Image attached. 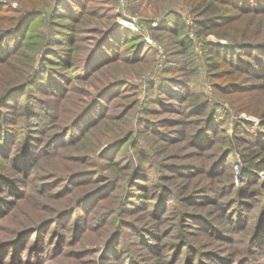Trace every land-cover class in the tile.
<instances>
[{"label":"rangeland","instance_id":"rangeland-1","mask_svg":"<svg viewBox=\"0 0 264 264\" xmlns=\"http://www.w3.org/2000/svg\"><path fill=\"white\" fill-rule=\"evenodd\" d=\"M47 2L0 0V31L15 26L18 23L15 17L26 13L28 8L43 10L40 19L31 17L23 27L24 34L28 24L36 23L29 42L27 36V44L20 52L0 61V95H4L12 85L28 81L33 67H38L44 49L49 45L47 43L54 36V30L61 28L57 22H51L53 0L45 4ZM91 3V10L79 23L78 31L74 32L78 39L70 54L77 65L88 56L85 48L95 46L102 31L109 26L137 32L151 51L147 50L139 59V56L134 57L133 47L125 46L119 58L96 72L66 75V79H71L65 95L22 89L13 93L7 106L2 108L0 120L7 113L5 116L9 120L6 122L10 128L14 127L13 132L17 133L18 139L23 138L22 134L28 127L29 114L33 115L34 123L29 128L34 132L33 128L44 127L48 134L43 132L39 137L46 141L73 122L82 109L91 106L99 90L108 82L120 80L125 83L123 88L116 90L119 92L117 98L110 104L106 102L105 111H99L96 119L101 111L106 115L96 120L86 135L80 136L82 131H77L75 136L79 138L53 149L56 151L45 156L40 168L35 167L29 172L27 183L17 184L26 191L22 198L2 189L12 178L21 184L25 176L22 175L23 170L10 166L12 157L0 155V194L13 198L15 203H12L8 215L0 219V240L17 238L22 232L18 240L20 247L15 248L11 243L0 248L1 252L8 253L5 262L11 261L9 251L15 250L16 255H21L16 260L23 263L28 257V262L33 264L41 252L47 254L42 257L45 264H161L159 259H165L167 264H185L187 246L182 248L176 260L177 255L172 254L180 251L178 235H184L200 250L226 257L225 262L219 260L217 264H264V251L261 253V250L246 256L237 254L234 261L230 255L231 251L242 247H252L255 251L263 246L264 250V243L258 244L260 240L264 241V185L261 186L264 151L257 149L254 153V159L262 169L250 180L251 169L246 168L239 152L244 149V144H238L234 127L242 119L258 125L264 123V81L226 63H222L218 70H211L214 60L207 58L202 42L228 44L229 39L214 33L199 34L196 26L199 11L193 0H92ZM171 12L180 14L194 40L198 74H193V70L166 71L170 62L180 55L170 30L161 28ZM228 14L233 19L234 34H241L240 38L258 37L264 41V13L242 14L230 10ZM131 24L138 30L131 28ZM254 30L262 32L254 37ZM56 44L53 42L51 45L54 47ZM29 54L34 55V66L26 69ZM177 75L184 82H189L193 91L202 89L204 98L211 104H218L219 108L225 107L228 111L227 116L220 118V129L210 131L214 139L204 153L196 145L192 133L203 125L207 113H200L188 105L179 112L178 108L173 109L174 104H170V98L166 96L169 93L165 91L163 97H159L161 79ZM197 76L201 78V85L194 82ZM228 82L242 86H225ZM39 99L45 101L38 103ZM237 135L252 137L245 132ZM121 138L123 141H118ZM7 140L10 141L9 137ZM219 156L222 160L228 158V165L211 173V162ZM140 163H143L142 169H136ZM91 172L103 177L95 180L94 177L84 178L83 175ZM72 175L79 180L65 188ZM107 179H113L115 187L112 191L106 187L97 199L90 201L89 206L101 196L99 206L90 216L83 208L75 213L72 220L74 215L71 212L58 215L80 199L85 187H101ZM207 185L211 186L213 202H204V197L193 195L205 190ZM239 186L244 191L239 192ZM190 213L205 215L216 225L228 229L221 234L209 235L206 230L187 224L191 222ZM180 218L184 219L180 222ZM49 219L58 220V225L48 228L45 224L37 231L26 230ZM238 220L242 221L241 228ZM242 226L248 230L244 237L250 235L252 238L251 245L246 238L245 244H241L242 238L239 237L245 230ZM38 231V238L37 234L32 235ZM153 243L155 245L149 248L148 244ZM207 256V263L211 264L212 260Z\"/></svg>","mask_w":264,"mask_h":264},{"label":"trees","instance_id":"trees-1","mask_svg":"<svg viewBox=\"0 0 264 264\" xmlns=\"http://www.w3.org/2000/svg\"><path fill=\"white\" fill-rule=\"evenodd\" d=\"M47 1L48 2L45 4L50 3L49 0ZM91 2L92 0H53L51 4L52 13L50 14L51 22H53L54 24L55 22H57V24H59L61 28L54 30V36L50 38L49 42L47 43L49 45H46L47 47L44 49L43 56L40 58L38 67H33V73H30L31 75H29L30 77L28 81L18 85H12V87L7 88L4 95H0V113L2 112V108L7 106L8 100L12 96V94L15 92L17 93L22 89L24 91H26V89H28V91L34 89L46 94H56V96L65 95L70 83L69 78L71 79V77H68L66 79V75L73 76L74 72H77V75L91 74L93 71L96 72L102 67L111 64L117 58H119L125 50V46L129 45L130 47L128 48L133 47L132 50H134V53L136 51L138 52L137 55H135L134 53L133 55L134 57L139 56V59H141L140 57L143 56L144 52H146L147 50L151 51L150 46L147 45L146 41L142 39V37L137 32L131 31L127 28L122 29L121 27L113 28L112 26H109L107 29H104L102 31L103 34L97 41V43L94 44L95 46H93L91 49L85 48L84 52L86 51L89 53L88 56L85 57V60L82 61V64L77 65L76 62L72 61L73 55L70 54V50L73 49L74 43L77 42L78 39L77 35L75 36L74 32L78 31L79 23L84 21L83 18L91 10ZM195 2V8L197 11H199V18L197 19L196 24L199 34L206 35L214 33L218 37H226L229 39L228 44H214L208 40H204L202 42V49H204L207 53V58H211L214 60L211 70H218L222 66V63H226L228 66H233L237 69H240L241 71H245L251 77L262 79V81H264V41L259 40L257 37V34L261 33L262 31L256 32L254 30L255 33L253 35L257 38L247 39L246 36L240 38L241 34L238 35L233 33V19L231 15L228 14V11L230 10H236L238 11V13L242 14H263L264 0H193V3ZM42 14V9L38 10L36 8H28V11H26V13H21L19 16L15 17V20L18 22L15 26L0 31V61H6L10 56H12L13 53H17L22 50L24 45L27 44V36L29 42V37L34 34L36 23L33 22L32 25L28 24V27L26 28V32H24V34L22 31L23 27H25V24L27 23V21L29 22L31 17L40 19ZM57 19H61L62 21H58ZM164 22L165 23L161 25V28L170 30V34L173 37L172 40L174 44L178 46V51L180 53L179 58L174 60L172 63L170 62V64L168 65L169 67L166 69V71L177 72L180 70H193V74H198V63L196 58V51L194 48V40L190 36L189 31L186 29L182 17L179 13L171 12L166 17ZM53 42L57 43V46L53 47L51 45ZM77 46L79 47V45ZM245 54L249 57L244 56ZM29 56V62H27L26 69H28V66H30V68L34 66V55L29 54ZM25 73L26 71L24 72V74ZM194 82L198 85H201L202 83L199 76L194 79ZM188 83L189 82H184V80L178 78V75L175 77L165 76L159 83L161 84V86H159V88L161 89L158 90V92H160L159 97L162 98L163 94H165L164 92L166 91V93H169V95L166 96L167 98H170V104H174L173 109L178 108L179 112H181V108H186L188 105L194 109H198V112L200 113H207V117L203 120V125L192 133L193 140L195 141L198 148H200L202 153H204L211 146L212 139H214L210 135V131H212L213 128L216 129V131L220 129V118L221 116H227L228 111L225 107L219 108L218 104H211L210 100L204 98L202 89L198 92H195L190 88ZM239 84L228 82L225 86L241 87L242 84ZM124 85L125 83L120 80L108 82L99 90L96 95L97 97L92 100L91 106L87 107L86 109H82V111L76 115L73 122H71L69 125L64 126L62 131L53 134L51 138L46 141H41L39 137V134L46 132L43 129L44 127L33 128L34 132L29 128V125L31 126V124H34L32 122L33 115H27L25 111V115H27L28 117V127H26V131H24V133L22 134L24 135L23 138L21 137L20 139H18L17 133L15 134L13 132L14 127L10 128V125H8L6 122L7 120H9L5 116L7 113H3L4 117L2 120H0V155L6 158L12 157L13 160L11 161L10 166L17 168L18 170H23L22 175L25 176V179L21 180L20 184V181L12 178L10 179V181L8 180V183H6V185H4L2 189L6 190L16 198H22L26 191L19 188L18 185H22V183L24 184L28 182L26 178H29V172H31L35 167L40 168L41 164H43L45 156L50 155L51 153L56 151L53 149L58 147L60 148L61 145L67 144L71 141L74 142L80 136L86 135V131L90 127H92V125H94L96 120L106 115V112H103L105 111L104 108L107 106L106 102H109L110 104L113 100H115V98H117V96L119 95V92L117 93L116 90H118V88H123ZM43 101L45 100L39 99L38 103H43ZM92 109L94 110V113H91V111H93ZM100 110H103L101 111L102 114L97 117L98 119H96V116ZM240 124H243L244 127H239ZM234 127L235 136H238V144H244V149H241L239 152L242 156L244 164L246 165V168L251 169L250 180H252L257 175L258 170L262 169V167L260 168V166L258 165L259 163L257 164V161L254 159V153L257 152V149H259L260 151H264V123L258 125L255 124L254 121L242 119L237 121ZM77 131H82L79 137L75 136ZM242 132L251 134L252 137L247 138L237 135L241 134ZM46 134H48V132H46ZM8 137L10 141L7 140ZM118 141H123V139H118ZM239 141H242V143ZM3 146L6 148H4ZM221 158L222 156H219L217 159L211 162V173H214L216 169L225 168L226 165H228V158H225L224 160H222ZM142 164L143 163L137 164L136 169H142ZM75 175H72L67 180L68 182L65 188L70 187V185L74 181L79 180V177L73 178ZM83 176L84 178L94 177V180L95 178L101 179V177H103L102 175L94 172ZM112 180L107 179L105 185L94 189H86L85 187V191L82 192L80 199L77 200L73 205L60 211L58 215H61L66 211L71 212L72 215H74H70L72 220L75 217V213L77 214L78 210L83 208L85 214L90 216V214L99 206L98 200L101 198V196H99V199L96 201L98 203L94 201L95 203L93 202L94 204L92 203L91 206H89L88 204L93 198L97 199V196L107 188L112 191L115 187V182ZM262 185H264V180L261 181V186ZM241 186L238 187L239 192L244 191V188ZM87 187H89V185H87ZM210 188L211 186L207 185L206 188H204L205 190H202V192L197 191L193 195L196 196V198L204 197V202L206 200L213 202L215 198L210 192ZM12 199L13 198H5L2 196V194H0V219H2L3 215L5 217L8 215L10 208H12V203H14ZM86 206L88 208H86ZM187 216L188 215H186V217ZM222 216L224 217L223 214ZM55 218L56 217H54L53 219ZM53 219L42 221L34 227L26 228V230L28 229L31 231H37L38 229L40 230V228H42L45 224H48V226L46 225L48 228H50V226H52L53 224L58 225V220L54 222ZM182 219L184 218H180V222L182 221ZM189 219L191 220V222L187 223L188 225L202 231L206 230L209 235L221 234L222 231L228 229L227 227L222 228L221 226L216 225L205 215H196L194 213H190ZM75 222V227H77L78 218L77 221L75 220ZM241 222L242 221L240 220L237 221L238 226H240L239 228H241ZM242 228L245 230L243 236L239 237L242 238L240 239L242 241L241 244H245L246 238L248 244L251 245V236L247 235L246 237H244L248 230L244 226H242ZM21 233H19L17 238H13L10 240H0V248L6 245H12L11 243L15 244V248L18 246L20 247L18 240H20L19 237L22 236ZM39 233L40 231H38L37 233H32V235L37 234L38 238ZM118 234L121 235V233ZM180 234H183V232H181ZM178 238L179 239L177 240V245L181 244L180 251H178L177 253L175 251L172 252L174 256L177 255L175 260L182 253V248L184 246H187V257L185 264H208L207 262L209 261L206 260V255H208L207 258L212 260L211 264H217L218 262L216 261L219 260H223L224 262L226 261V257L224 256H221L219 254H211L209 253V251L205 250H200L195 245V243H193L190 239L188 240L184 235H178ZM143 240L145 239L143 238ZM181 242H184L185 244ZM261 243L263 244L264 241L260 240L258 244ZM154 245L155 243H153V245L148 244L149 248ZM56 246H58V244ZM257 250H261L260 252L262 253L264 251L263 246L258 247L255 251L254 248L252 249V247H242L238 250L236 249L231 251L230 255L232 254L231 258L232 261H234L236 257L235 255L237 254L243 255L244 253V255L246 256V254H250V252L255 253ZM1 251L2 250H0V264H16V262H19V264H33L31 262H28V257L23 263L16 260L18 258L20 259L21 255H16L15 250L13 252L11 250L9 251L12 256L11 261L5 262L4 259L7 258L8 253L6 254ZM35 254L36 253H34V255ZM44 254V252H41L40 256L37 255V258L39 259L34 260H37L39 262L36 261V264H45L43 261L44 258L42 257H46L47 254ZM34 255L33 257H35ZM49 256H51V254H49ZM159 260V263L167 264L165 259ZM227 260H229L228 257Z\"/></svg>","mask_w":264,"mask_h":264},{"label":"built area","instance_id":"built-area-1","mask_svg":"<svg viewBox=\"0 0 264 264\" xmlns=\"http://www.w3.org/2000/svg\"><path fill=\"white\" fill-rule=\"evenodd\" d=\"M132 25V24H131ZM131 28H133V29H135V30H138V27L137 26H135V25H132V27Z\"/></svg>","mask_w":264,"mask_h":264},{"label":"bare ground","instance_id":"bare-ground-1","mask_svg":"<svg viewBox=\"0 0 264 264\" xmlns=\"http://www.w3.org/2000/svg\"><path fill=\"white\" fill-rule=\"evenodd\" d=\"M132 26V25H131Z\"/></svg>","mask_w":264,"mask_h":264}]
</instances>
